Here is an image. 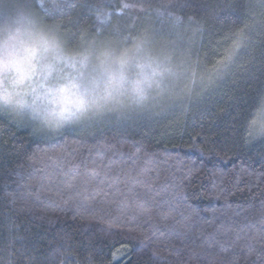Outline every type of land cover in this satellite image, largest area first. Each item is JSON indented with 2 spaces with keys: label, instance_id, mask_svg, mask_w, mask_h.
Wrapping results in <instances>:
<instances>
[{
  "label": "trees",
  "instance_id": "obj_1",
  "mask_svg": "<svg viewBox=\"0 0 264 264\" xmlns=\"http://www.w3.org/2000/svg\"><path fill=\"white\" fill-rule=\"evenodd\" d=\"M41 7L71 39L82 29L116 41L153 39L183 54L188 84H200L152 112L54 135L0 114V264H264V120L256 114L264 100V2L42 0ZM168 12L184 23L174 25ZM101 13L111 15L98 22ZM189 16L199 21L195 34ZM245 25L246 41L214 68L231 45L223 38Z\"/></svg>",
  "mask_w": 264,
  "mask_h": 264
},
{
  "label": "clouds",
  "instance_id": "obj_2",
  "mask_svg": "<svg viewBox=\"0 0 264 264\" xmlns=\"http://www.w3.org/2000/svg\"><path fill=\"white\" fill-rule=\"evenodd\" d=\"M41 4L0 0V114L56 133L123 117L161 88L167 59L147 37L124 42L82 29L71 39Z\"/></svg>",
  "mask_w": 264,
  "mask_h": 264
},
{
  "label": "rangeland",
  "instance_id": "obj_3",
  "mask_svg": "<svg viewBox=\"0 0 264 264\" xmlns=\"http://www.w3.org/2000/svg\"><path fill=\"white\" fill-rule=\"evenodd\" d=\"M148 41L150 42V45L153 48L158 49L165 54L169 72L166 74L162 82L161 88L157 90L156 92H154L152 96L147 101H145L141 106L131 110L125 116L139 115L142 113L152 112L155 108L159 107L160 102H163L166 100L174 101L178 97H183L184 95L187 94V92L189 93V91H191L192 89H194L200 84L198 82L196 83L195 81H193L192 84H188L191 79V71L189 67L184 63L183 54L175 53L163 47H157V42L153 39L148 40ZM106 117L112 118L116 116L108 115V116H104L101 118H106ZM94 120L96 119H92L88 121H94ZM79 125L80 124L69 126L63 130H66L72 127H77ZM261 127H264V121ZM63 130L56 132V133L46 132V134L54 135V134L62 132Z\"/></svg>",
  "mask_w": 264,
  "mask_h": 264
},
{
  "label": "snow or ice",
  "instance_id": "obj_4",
  "mask_svg": "<svg viewBox=\"0 0 264 264\" xmlns=\"http://www.w3.org/2000/svg\"><path fill=\"white\" fill-rule=\"evenodd\" d=\"M264 2V0H262ZM123 7H128V5H123ZM118 15H122V12H118ZM111 15L110 13H101L97 16L98 22H103L101 20L102 16H108ZM167 17L172 23L176 26L184 23V20L181 16L176 15L173 12H168ZM187 23L189 25H195L196 27L193 29L194 34L200 30L199 28V21L195 19L194 16H189L187 18ZM248 28V25H245L243 28L237 29L234 32L229 33L226 35L223 40L227 42L228 40H231V45L230 48H225L224 52L221 53L220 59L216 61V64L213 66L214 68L226 64L231 61L232 58V53H234L236 50H238L241 45L246 41L247 37L245 35L246 29ZM195 72H193V77L195 78ZM257 116L259 117L260 120H264V100L261 101L260 107L257 109ZM257 123V120H252L249 124L250 128H254L255 124ZM261 131L264 132V127H261ZM88 264H91V258H89Z\"/></svg>",
  "mask_w": 264,
  "mask_h": 264
}]
</instances>
